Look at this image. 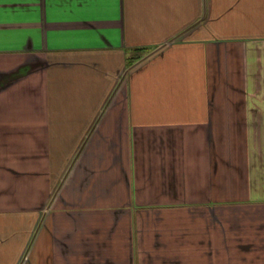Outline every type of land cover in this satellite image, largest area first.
Here are the masks:
<instances>
[{
    "label": "crops",
    "instance_id": "0c3cea01",
    "mask_svg": "<svg viewBox=\"0 0 264 264\" xmlns=\"http://www.w3.org/2000/svg\"><path fill=\"white\" fill-rule=\"evenodd\" d=\"M0 264H264V0H0Z\"/></svg>",
    "mask_w": 264,
    "mask_h": 264
},
{
    "label": "trees",
    "instance_id": "16d2710c",
    "mask_svg": "<svg viewBox=\"0 0 264 264\" xmlns=\"http://www.w3.org/2000/svg\"><path fill=\"white\" fill-rule=\"evenodd\" d=\"M144 49V48H143ZM149 49H147V50H143L142 51V54L146 51H148ZM135 51H136V49H135ZM140 52L139 53H137V54H131L130 55V58H129V63L131 62V63H133L136 59H138L141 55H142Z\"/></svg>",
    "mask_w": 264,
    "mask_h": 264
},
{
    "label": "rangeland",
    "instance_id": "374dc122",
    "mask_svg": "<svg viewBox=\"0 0 264 264\" xmlns=\"http://www.w3.org/2000/svg\"><path fill=\"white\" fill-rule=\"evenodd\" d=\"M121 81L124 82L125 81V77H123Z\"/></svg>",
    "mask_w": 264,
    "mask_h": 264
}]
</instances>
